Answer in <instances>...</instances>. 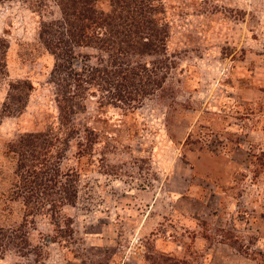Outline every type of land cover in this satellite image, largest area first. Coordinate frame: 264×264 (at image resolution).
<instances>
[{
  "label": "rangeland",
  "instance_id": "374dc122",
  "mask_svg": "<svg viewBox=\"0 0 264 264\" xmlns=\"http://www.w3.org/2000/svg\"><path fill=\"white\" fill-rule=\"evenodd\" d=\"M160 1L170 60L161 89L136 108L92 92L65 121L48 77L53 58L36 37L38 22L58 9L51 0L0 3L8 42L0 227L22 222L8 196L10 140L49 129L64 147L69 126L97 136L83 156L73 139L65 144L60 167L76 171V196L56 221L68 227L57 229L43 212L27 218L26 241L7 247L0 264H156L158 253L192 264H256L264 252V0ZM77 50L94 60L93 49ZM18 79L32 87L9 114L8 83Z\"/></svg>",
  "mask_w": 264,
  "mask_h": 264
},
{
  "label": "trees",
  "instance_id": "16d2710c",
  "mask_svg": "<svg viewBox=\"0 0 264 264\" xmlns=\"http://www.w3.org/2000/svg\"><path fill=\"white\" fill-rule=\"evenodd\" d=\"M5 1L10 0L0 3ZM51 1L58 16L41 19L36 37L53 58L48 77L55 84L59 121L67 120L74 109L83 108L81 100L92 92L99 94V102L136 108L161 89L170 60L165 53L168 27L160 0ZM7 47V40L0 36V80L7 75ZM86 47L95 51L93 61L77 50ZM31 87L23 79L9 82V102L2 110L10 114L11 110L22 108L23 97ZM57 139L47 129L21 133L5 146V154L13 161L8 196L18 202L22 222L0 227V254L17 242L26 241L22 226L39 212L48 214L57 229L68 227L56 221L60 219L61 207L72 204L76 196V171L60 167L65 144L73 139L77 155L83 156L97 136L89 128L69 126L61 139L64 147L55 146ZM45 240L53 241L50 236ZM156 256V264H192L163 253ZM255 259L256 264H264V252H257Z\"/></svg>",
  "mask_w": 264,
  "mask_h": 264
}]
</instances>
